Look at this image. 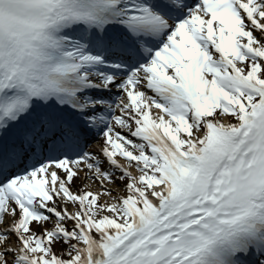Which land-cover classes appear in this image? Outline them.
Returning <instances> with one entry per match:
<instances>
[{"label":"snow or ice","instance_id":"1","mask_svg":"<svg viewBox=\"0 0 264 264\" xmlns=\"http://www.w3.org/2000/svg\"><path fill=\"white\" fill-rule=\"evenodd\" d=\"M0 264H264V0H0Z\"/></svg>","mask_w":264,"mask_h":264}]
</instances>
